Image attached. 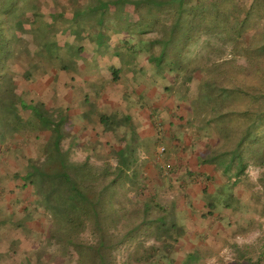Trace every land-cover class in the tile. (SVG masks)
<instances>
[{
    "label": "rangeland",
    "instance_id": "1",
    "mask_svg": "<svg viewBox=\"0 0 264 264\" xmlns=\"http://www.w3.org/2000/svg\"><path fill=\"white\" fill-rule=\"evenodd\" d=\"M30 1L31 3L33 2L32 0H16V8H14L12 13L18 16L24 14V17H21L24 21V29L29 30L32 21L30 10H36L37 14H35L36 16L34 15L35 19L33 20L35 21L34 23L39 24L41 29L38 30L35 36L30 31L24 35L27 40L22 39L21 50H16L11 55L12 59H8L9 63L7 66L5 64L6 69H2L0 73V191L4 193V196L0 195V264H73L71 260L74 257L66 255L67 253L63 247L53 243L51 238L49 239V233L53 230V225L49 220V213H45L40 209L36 210L31 206V202L35 200L31 186H28V190L22 188L25 185L24 182H26L24 178L28 164L30 162L39 165L44 163V144L51 136V132L49 128L41 124L42 122L47 124L50 119L53 121L63 120V126H60V133L64 134V138L60 142L62 152L67 153L68 161L73 165H81L84 161L87 162L93 176L99 175L102 169H108L110 173H114L119 162L117 152L120 149L129 147L132 151L129 157L134 161V164L126 173V177L122 176L118 187L121 195H126L123 201L127 202V209L130 211L141 210L143 203L146 201L152 202L156 204L152 205L155 209L152 215L165 214L167 222L174 220V213L172 211L167 212L170 207L168 204L172 199H175L174 193L170 191L177 186V181H173V179L182 176L185 180L190 179L188 161L186 162V160L190 159L192 152L189 148L190 153H188L187 147L192 139L197 136L204 137V135L210 136V134H214L212 130L215 124L208 122L209 124L205 125L204 121L202 122L199 118L192 127L187 126L185 128L183 126L185 122L181 123L180 117L190 119L191 114L188 116L184 107L174 104V108L177 109V125L179 122L181 123V126L186 129V135L181 141H177V149L172 156L170 155V158L177 161L175 156L178 152L184 156V160L182 164H179L181 155H177L178 162L173 165L174 169L167 178L165 175L162 176L163 174L159 173L157 169L160 166H164L169 159L166 160L163 156L156 162L155 155L160 147H156L155 144H145L141 139L148 136V132L144 131L141 134H137L130 124L122 121L123 117L121 114H111L112 109L106 107L97 109L91 102V106L85 107L84 115H79L81 116L80 118L79 116L76 117V119H80L81 123L88 118L93 109H96L95 111L100 114L104 111L111 114L110 116L114 115L115 119L111 120L113 124L104 126V134L101 137L95 138L93 135L98 128V124L93 121L94 118L89 117L88 119L92 122L86 123V129L84 127L81 130L83 128L81 123L72 124L71 122L74 118L71 116L67 117L71 113L69 107L63 105L59 107L57 105L60 99L56 94L59 91V87L51 88L56 73L67 72L65 66L60 64V67H56V70L54 67H47L46 63L52 60L53 56L58 57L62 53L67 54V56L65 55L66 61L68 59L73 61L74 58L72 59V57H79L82 54L86 55L89 50L87 52L83 51L86 48L84 44L88 45L89 43L104 45L105 43L115 44L118 41L120 43L128 42L125 45V49L136 46V48H132L129 51L132 52L131 54H137V48H140L138 40L154 39L155 35L149 34L140 37L126 34L122 30L126 24L114 18L113 15L116 14L114 9H110L114 14L108 13L104 21L105 26L102 28H89L76 16L77 20L72 19L70 21L68 19L69 21H66L58 19L55 23L52 20L48 21L57 28V30L51 32L50 28L43 29L46 17H48L49 13L56 14L67 7L69 9L68 0H41L42 2L38 5V9L36 4L40 0H34L35 4L32 8L29 4ZM78 1L81 3L80 5H86L87 0ZM5 5H7L6 0H0V11H4ZM21 10L24 11L19 14ZM71 16L73 18L74 13L71 12ZM7 17L8 15L2 18L5 25H7ZM56 17L58 15L51 18L55 19ZM14 22L16 23V20ZM253 24L263 25L260 20L250 22L249 26L251 27ZM63 29L64 31L61 33ZM80 29H83V31H79ZM47 39H49L50 43H48ZM34 40L41 43L37 49L39 55L36 50L33 52L34 43H31ZM25 45L31 47V49L27 48L25 50ZM234 46L228 41L225 42V38L209 35L204 31L195 36V40L186 48L182 58L183 63L187 64L185 74L193 73L196 67L200 70L194 72L193 85L190 86V90H187L189 94L191 93L193 96L196 93L198 83L206 79L207 73H202L201 71L204 68H209L211 76L218 79L221 85H225L227 80H229L227 85H236L240 84V82L251 84L255 72L253 74L250 73L252 79L244 76L241 69L249 66V59L244 55L243 49L239 54L234 51ZM59 47L61 48L58 49ZM114 49L119 51L118 48ZM114 49L113 51L118 54ZM49 52H52V55L46 58ZM139 55L137 59L142 62L140 64H147L146 56L143 53ZM77 61L78 65L80 60ZM5 62H7L6 59ZM225 62H233L234 65L240 66L241 69L237 70L238 74L223 75L224 67L222 65ZM148 68L151 70L147 65L146 69H144L145 73L149 71ZM69 71L70 74L74 72L72 69H69ZM47 72L50 73L47 74ZM177 81L179 83V80ZM166 83L167 81L165 80L155 79L154 82L149 84L150 90H145V92H149L148 94L151 97L158 98V92H164V86L171 85V83ZM120 84L122 85L117 86L116 89L126 93L128 100L130 93L128 82L125 81ZM7 85L9 88L6 87ZM93 85H95L92 86L93 91L100 92L101 88V96H106V85L103 86L96 83ZM47 86L50 88H47ZM140 86L142 88L147 87L145 84H140ZM68 87L70 92L78 93L82 85L75 83L69 84ZM114 87L109 88L110 91H108L107 95L114 92ZM183 91H186V88H182ZM53 100H57V103H54ZM131 100L134 101V99ZM170 100L173 101L175 99L171 97ZM247 100L248 97L237 95L234 101L229 100L226 103L228 108H234L233 111H236V114L228 118L230 120L228 126L234 132L241 128L242 122L237 117L238 111H242L245 108L243 105L247 104ZM20 102L24 103L21 104ZM20 104L25 105L27 110H22ZM100 104L103 103L100 102ZM81 106V109H84V105L81 104ZM127 110L130 111L131 107L128 106ZM115 111L116 109L114 108L113 112ZM36 112L43 116V121L34 116ZM205 121H210V117H207ZM224 124L225 122H220V125ZM141 135H144V137H139ZM212 141L210 137L200 138L197 142L192 141L194 143V152L199 154L201 158L209 157L212 148L215 149L216 154H221L223 151L222 140ZM230 147L228 145L225 149ZM148 155H154L150 162L149 158H146ZM250 156H246L247 159ZM46 169L47 167L44 170ZM219 171L216 170L214 172L216 175L215 182L212 180L209 184L210 203L218 205L216 211L210 216V253L208 254L206 250L199 253V255L210 256V258L198 260L196 264H264V218L260 216L261 208L264 209V165L256 166L249 163L239 179L233 177L228 180ZM233 172L234 170L232 169L230 173ZM135 173L136 176L134 177ZM108 176L107 181L113 177L110 174ZM181 186L177 187V191L182 188ZM197 188L204 189L208 187L205 184H201ZM182 192L179 195H183L184 192ZM231 198L233 199L230 200ZM16 199L21 201H18L20 205L16 203ZM119 203L118 199H116L115 205ZM180 204L182 205V202ZM210 208L212 207L210 206ZM7 213H14V216L12 219L5 221L9 217ZM25 221L29 222L25 223ZM5 230H9L10 236L8 233L5 234ZM186 230L187 228L185 232H182L181 228L177 229V253H172L174 261L169 264L188 263L185 255L193 249L191 245L193 244L191 240L192 228L189 231ZM81 236V241L93 242L95 240L88 233H83ZM120 241L122 243L116 245L115 251L112 252L113 263L111 264H148L147 262L168 264L157 257L151 259L152 253L148 250L151 246L158 245V242L152 237L147 235L146 237L142 235L136 237L126 236L125 239ZM36 244L38 249L34 251L33 248ZM144 257L147 260H144ZM134 258H140L139 262L137 261V263L133 260Z\"/></svg>",
    "mask_w": 264,
    "mask_h": 264
},
{
    "label": "trees",
    "instance_id": "2",
    "mask_svg": "<svg viewBox=\"0 0 264 264\" xmlns=\"http://www.w3.org/2000/svg\"><path fill=\"white\" fill-rule=\"evenodd\" d=\"M32 1V3L29 2L31 8L35 4V1ZM71 1L72 7L69 10L70 13H74V17L70 21L77 16L89 28H102L105 26L104 21L108 13L114 14L110 9H114L116 11L114 18L126 24L122 29L126 34L140 37L155 35L154 39L138 40L140 48L137 49L139 53L146 56L154 74L160 78L167 76L172 78L171 85L166 86L168 95L177 100V106L185 108L188 116L191 114L190 119L179 118L181 123L185 122L183 126L192 127L199 118L205 125L209 124L208 122L215 124L212 130L214 134L197 136L192 141L197 142L200 138L210 137L212 142L218 139L223 142L221 154H216L214 148L210 150L209 157L201 158L198 154L199 165H210L214 172L220 170L219 172L228 180L233 177L239 179L249 163L256 166L264 165V0H87L86 5H77L78 0ZM15 2L16 0H6L7 5L4 11H0V73L2 69H6L11 55L16 50H21L22 39L27 40L24 35L30 31L35 36L41 29L33 20L37 14L36 10H30L32 21L29 30L24 29V21L21 18L24 14L18 16L12 13L16 8ZM38 2L37 9L42 1ZM23 11L21 10L19 14ZM66 11L62 9L58 14L49 13L48 17L53 23L58 19L69 21L63 17ZM7 15V25H5L2 18ZM57 15L55 19L51 18ZM10 18L13 20L11 21ZM255 20H260L263 25L253 24L250 27V22ZM50 28H52L51 32L57 30L53 25ZM63 31L64 29L61 33ZM202 31L225 38V42L235 45L234 51L238 54L243 49L244 55L249 59V66L241 69L233 62H225L222 65L224 67L222 74H238L237 70L241 69L244 76L251 78V74L255 72L251 84L240 82L236 85H227L229 82L227 80L225 85H221L218 79L211 76L210 69L204 68L201 71L207 73L206 79L198 83L193 96L187 92L193 85L194 72L200 70L196 67L193 73L185 74L187 64L183 63L182 58L186 48ZM31 44L34 46L33 52L36 50L38 53L35 46L41 43L34 40ZM27 48L31 49L25 45L24 49ZM66 49L69 52L67 47ZM51 55L52 52H49L46 58ZM6 87L9 88L8 85ZM182 88H186V91L182 92ZM237 95L248 97L247 104L243 105L245 108L238 111L237 117L242 122L241 128L237 131L239 133L228 126L229 116L236 114V111L226 106V103L229 100L234 101ZM21 104L22 110H27L25 105ZM34 116L43 121L41 114L36 112ZM207 117H210V121L206 122ZM112 119H115L114 115L102 116L99 120L103 126H109L113 124ZM122 121L130 124V118L127 115ZM222 121L225 122L224 125H220ZM41 124L49 128L51 132V136L44 144V163L39 165L30 162L28 164L24 178L26 182L22 188L28 190V186H31L35 196L31 206L36 210L40 209L49 213V220L53 225L49 239L63 247L66 255L74 257L71 260L73 264H111L113 263L112 252L115 251L116 245L122 243L120 240L125 239L126 236L146 237L147 235L158 242V245L151 246L148 250L152 253L151 259L157 257L168 264L173 262L172 253H177V229L180 228L175 215L174 220L168 222L165 220V214L153 216L152 212L155 209L152 205L156 204L147 201L143 203L141 210L130 211L127 209V202L123 201L126 195H121L119 191L120 179L122 176L126 177V173L134 164L129 157L132 152L129 147L117 152L119 162L114 173H110L108 169H102L99 175L93 176L87 162L73 165L69 163L67 153L62 152L60 142L64 134L60 133V126H63V120L50 119L47 124L44 122ZM184 127L183 130H186ZM192 141H189L188 151L189 148L190 151L194 150ZM152 144L160 147L156 153V162L163 156L166 160L169 159L164 166L157 169L167 178L174 169V159L170 158V155L172 156L175 152V147L171 144L169 147L157 140H154ZM228 145L231 147L225 149ZM249 155L251 156L247 159L246 156ZM44 166L47 167L46 170ZM232 169L234 172L230 173ZM108 174L113 176L109 179L110 181H107ZM188 175L191 177L190 171ZM0 195L4 196V193L0 191ZM116 199L120 202L118 205H115ZM18 201L20 200L16 199L17 204L21 202ZM210 206L214 207L212 203ZM261 209L260 216L264 218V209ZM169 211L173 212L172 209L167 210ZM13 216L14 213H10L8 220ZM83 233H88L95 240L81 241ZM37 249L36 244L33 250ZM63 249L61 248L62 251ZM197 256L199 254L186 253L187 264H196ZM133 260L139 262L140 258ZM144 260L147 259L144 257Z\"/></svg>",
    "mask_w": 264,
    "mask_h": 264
},
{
    "label": "crops",
    "instance_id": "3",
    "mask_svg": "<svg viewBox=\"0 0 264 264\" xmlns=\"http://www.w3.org/2000/svg\"><path fill=\"white\" fill-rule=\"evenodd\" d=\"M80 4L81 3L77 1V5ZM68 5L71 8L72 1H70ZM69 9L68 7L66 8V14L69 16H67L66 14L63 16L66 19L72 18ZM58 13L59 11L56 14ZM48 20H50V18L46 17V21H44V29H49L51 27V24L48 22ZM52 25L54 26L53 23ZM47 41L48 43H50L49 39H47ZM105 44H84L86 48L83 51L87 52L89 50V53H86V55L82 54L79 57H72V59L74 58L73 61L70 59L66 61L65 58L67 54L62 53L58 57L53 56V59L46 63L47 67H54L55 69L56 67H60V64H63L66 67L65 70H67L66 73H56L55 79L52 82L51 88L55 89L56 87H59V91L56 94L57 97L60 98L58 100L59 104L57 103V100H53V102L57 103L59 107H61L62 105L69 107L71 113L67 117L71 116L72 118H74V120L71 122L72 124L81 123L79 121L80 119L78 120L76 119V117H78L79 115L83 116L86 111L85 107L91 106V102L97 109H102L104 107L110 108L112 109V112L110 111L111 114L118 113V115L121 114L123 118L127 115L130 118L129 123L131 128L136 131L137 134H141V132L144 131L148 132V136L146 137H144V135L139 136L144 137L141 140H143L145 144H152L154 140H157L160 141V143L168 145L169 147L170 144L173 145L175 147L174 150H176V140L181 141V139L184 138L185 133L183 127L179 124L177 125V109L174 108V104L177 105V100L175 98V100L173 101L170 100V98L173 96L168 95L166 91V86L168 85L164 86V92H158V98L151 97L148 94L149 92H145V90H150L149 84L151 82H154L155 79H160L163 81L165 80L167 81L166 84H170L172 83V78H170L169 76H167L166 78H160L158 75L154 74L155 72L153 71L150 63H148L147 61V64L141 65L140 63L142 62L138 61L137 59V56H140V53L137 51V54H131L132 52L129 50H131L132 48L129 47L125 49L126 44L120 43L119 41L115 44ZM35 47L38 49L37 44ZM81 48L83 49V47ZM114 48H118L119 51ZM134 48H136V46H134L133 49ZM113 49L116 50L118 54H116ZM77 60H80V65H77ZM147 65L151 68V70L148 68L149 71L145 73L144 69H146ZM74 66L76 69L74 68ZM68 67L74 72L70 74ZM49 73L50 72H47V74ZM113 78L115 81L113 80ZM125 81L128 82V88L130 90L128 100L127 95H125L126 93L116 89L117 86L122 85L120 83H124ZM75 83L82 85V88H79L78 93L70 92V89L68 87L69 84ZM95 83L103 86L106 85V96H101V88L100 92L93 91L92 86H95L93 85ZM140 84H145L147 85V87L142 88ZM112 86H115L113 88L114 92L107 95L108 91H110L109 88H112ZM47 88L50 87L47 86ZM99 96H101V98H99ZM131 99H134V101ZM100 102L103 104H100ZM81 104L84 105V109H81ZM128 106L131 107L130 111L127 110ZM114 108L116 109L115 112H113ZM95 110L96 109L92 110L90 115H88V118H94L93 121L98 124L96 132H94V134L92 132V134L96 138L101 137L104 134V126L99 120L100 117L110 116L111 114L106 113L104 111L102 114H100L97 113ZM81 116H79V118ZM88 118L81 123V125L83 126L81 130L84 129V127L86 129V123H89V121H91ZM191 152L193 155L190 154V159L186 160V162L188 161V171H190L191 177L187 180H185L183 176L173 179V181H177V186L172 188L170 191L174 193L173 196L175 199H172V201H170L168 205L170 206L169 209L172 208L175 215V219L181 224H179V226L180 228H182V232H185L186 228V231H189L190 228H192L191 240L193 241V244L191 245L193 249L191 250V252H187V254L190 253L198 255L200 252H203V250L208 251L209 254L210 216H212L211 214L216 211L218 206L214 203L215 207L210 208L209 184L212 180L215 182L216 175L214 174L213 167H211L210 165H199L197 162L198 154H196L194 150ZM188 153H190V151ZM179 155H181L179 164H182L184 156H182V154L180 153L178 154V156ZM178 156H176L177 161L174 160V163L178 162ZM146 158H149L150 162V159L152 161L154 155H148L146 156ZM201 184H205V186H207L208 188H197ZM179 185H182V188L177 191V187ZM181 191L184 192L183 195H179ZM181 202L182 205L180 204ZM9 214L7 216H9ZM7 220L8 218L5 219V221ZM26 222L29 221H25V223ZM17 223L19 222L17 221ZM5 231V234H9V230ZM197 257L198 260H206L210 258V256L206 257L203 255H199Z\"/></svg>",
    "mask_w": 264,
    "mask_h": 264
}]
</instances>
